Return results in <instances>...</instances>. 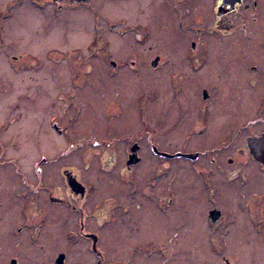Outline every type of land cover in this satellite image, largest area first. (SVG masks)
Instances as JSON below:
<instances>
[{
	"label": "rangeland",
	"instance_id": "374dc122",
	"mask_svg": "<svg viewBox=\"0 0 264 264\" xmlns=\"http://www.w3.org/2000/svg\"><path fill=\"white\" fill-rule=\"evenodd\" d=\"M53 1L58 0H0L2 27L0 48L4 52L0 71L4 89L2 97L6 99L5 97L12 96V93L6 89L15 81L18 88L17 101L24 117L18 126L13 128L21 131L23 128L26 129L27 124H34L35 130L41 127L46 132L49 116L58 112L60 102L56 101L54 107L51 102L61 90L59 81L63 80V71L70 68V65L85 68L86 79L82 84L79 99L83 112L82 128L85 138L83 149L82 153H75L66 158L74 164L79 159L78 155L81 156L79 175L82 183L90 185L91 188L89 201L83 204V223L126 227V244L124 247H119L121 249L118 252L120 255L126 252L128 256L134 241L145 238L159 240L157 233L149 232L145 237L143 232L134 230L136 227L141 230L144 225L146 228L147 225L153 227L161 223L170 225L177 218L171 211H158L155 208L156 200L154 202L148 199L149 193L158 191L151 177L155 170V159L150 154H144L141 163L131 172L132 178L128 179V175L126 177L123 175L121 170L126 160L124 138L134 137L145 130L153 131L155 138L162 140L163 146L182 152H202L204 148L197 141L200 138H195L196 134L192 129L195 120L191 123L180 122L176 129L170 130L168 129L170 123L166 119L172 120L175 117L174 120H177L190 108L193 117H199V110L204 106L199 96L201 89L215 80L216 87L212 89V93L208 90L210 102L205 108L214 116L209 122H204L206 128L203 139L206 140V146L211 145L209 149L226 145L219 152L211 153L215 154V158L218 155L223 157V160L228 157L238 158L240 154L237 150L245 148V137L259 130L260 123L250 121L253 114L251 111L254 109L251 110L250 103L240 101L234 94L225 97L232 86L224 85L217 79L222 75L219 73V70H222V64L219 62L220 54L223 53L222 40L218 34L228 35V38L241 32L261 33L264 30V5L255 12V15L252 11L241 10L237 15H230L219 21L210 0L203 1L195 8L184 5L173 8L176 5L167 3L168 0H88L74 6L67 3V6L64 4L65 6L59 8ZM197 29L200 30L198 34L201 39L208 43L204 47L206 62L203 66H198L199 61L195 53L194 67L185 66L190 64L188 62L183 63L180 70L181 75H185L184 80L180 84L179 93L176 96L175 92L173 97V88L169 85V80L177 73L173 70V65H176L173 61L179 58V54L187 51L189 41L194 38L191 32ZM232 43L230 49L226 51L228 58L237 54L233 51L236 48L235 42ZM150 48L165 51V60L162 61L160 69L152 70L147 58L138 74L130 72L125 78L124 72L128 69L123 61L129 58L127 55ZM146 52L149 57L151 52ZM143 53L142 51L141 54ZM13 56L17 59H11ZM109 61L115 62L117 67H112ZM30 68L36 70L28 71ZM230 70L240 71L237 60L233 62ZM65 74L64 72L63 75ZM65 79L68 80V74ZM173 85H177L175 78ZM34 86L38 89L39 96L43 97L40 102L44 105L38 110L35 109L32 115L27 96ZM46 99H49L50 103ZM220 100H222L224 117L220 113ZM3 102L6 103L4 100ZM182 104L188 105L189 109ZM14 105L15 103L8 109H14ZM43 108L48 111L44 113ZM4 109L5 106L2 105V110ZM8 109H5L3 119ZM41 116L42 122L39 119ZM156 118L160 126L156 125ZM164 120L167 128L163 126ZM184 127H187V130H184ZM116 133L123 136L124 140L108 146L105 142H112ZM224 136L227 137L226 140ZM23 139L21 140L16 134V142L25 143ZM41 153L43 152L38 151L35 154L38 157ZM44 154L52 157L55 152L44 151ZM3 155V162L15 158L23 163L24 172L31 163L29 153L24 146L18 150H8ZM110 156L113 157V161L105 165ZM198 161L202 162L206 159L199 158ZM170 171V168L162 169V188L166 186L165 182L170 181ZM190 173L191 169L188 165L180 164L178 177L181 194L188 191L187 184L193 181ZM8 177L10 179L8 185L15 182L10 175ZM5 178L4 175L3 179ZM231 193L227 200L234 198L233 192ZM183 196L179 198H184ZM98 202L100 205L95 213L94 207ZM230 204L232 203L227 201V208H230ZM209 205L207 203V207ZM185 212L183 207L179 212L181 218L185 216ZM60 213V221L63 224L78 223V218L73 214L70 215L68 210ZM106 214H109V217L115 215L114 221L109 220ZM198 218L202 220V215L199 214L190 223L186 222L187 228L196 240L202 237L203 232L198 226L200 224ZM179 221L181 222V219ZM124 235L125 233L122 234V238ZM203 249L204 247L186 248L183 242L182 245L179 243V248H174L177 260L173 264H202L204 257L207 256ZM234 252L239 254L237 249ZM143 255V250H139L133 255L137 258L131 261V264H172L173 262L148 261L142 257ZM219 256L217 252L211 254L210 264H221ZM263 258L264 245L260 244L258 261L261 263ZM232 262L237 264L236 260ZM240 264H248V261L243 259Z\"/></svg>",
	"mask_w": 264,
	"mask_h": 264
},
{
	"label": "flooded vegetation",
	"instance_id": "af4514ba",
	"mask_svg": "<svg viewBox=\"0 0 264 264\" xmlns=\"http://www.w3.org/2000/svg\"><path fill=\"white\" fill-rule=\"evenodd\" d=\"M87 1L58 0L53 2L60 8L67 6V3L74 6ZM203 1L209 0H168L167 3L176 5L173 8H177L178 5L195 8L201 5ZM210 1L213 3L215 16L219 21L230 17V15H237L241 10L243 12L252 11L255 15V12L264 5V0ZM255 19L253 18V20ZM178 24L181 26L180 23ZM198 33L200 34L198 29L191 32L195 39L189 41L188 49L184 54H179L180 59L175 58L176 61H173V64H176L173 65V70L177 71L173 79L169 80V85L172 86L174 92L173 97L175 92L176 96L179 93L180 84L184 80L185 75H181V66L188 62L190 64L185 66L194 67L193 55L195 53L199 61L198 66H203L206 62V48L204 47L208 43L202 40ZM218 35L222 40L223 53L220 54L221 61L219 62L222 64V70H219L222 75H219L217 79L224 85L232 86L225 97L234 94L240 101L250 103L251 110L254 108L251 111L253 114L250 121H258L260 129L251 136L245 137V148L237 150V153L240 154L236 158L238 160L232 157L223 160V157L218 155L215 158V154H211L213 151L219 152L226 146L209 149L211 145L206 146V140L203 139L206 128L204 122H209L210 118L214 116L209 110H205L210 102L208 90L212 93V89L216 87L217 83L212 80V83L202 87L199 94L202 106L204 105L199 110V117L194 118L191 108L189 109L188 105L182 104L189 110L183 112L177 120H174L175 117L172 120L166 119L170 123L168 127L170 130L176 129L180 122L189 121L191 123L192 120H195L196 123L194 126L192 125V129L196 134L194 135L195 138H200L197 141L204 148L202 152H182L172 147L163 146L162 140L155 138L153 131L147 130L134 135V137L124 138L125 140L122 139L123 136L116 133L112 142L106 141L108 146L114 142L120 143L123 140L126 142L125 166L122 167L121 171L125 177L128 175V179L132 178L130 174L141 163L144 154H150L155 159V170L151 177L154 186L157 185L158 191L149 193L148 199L154 202L156 200L155 208L158 211H171L177 218L170 225L168 223L153 225V227L147 225L149 229L144 225L141 230L136 227L134 230L143 232L145 237L148 236L149 232L157 233L159 240L145 238L141 241H134L128 256H126V252L123 255L118 252L121 249L119 247H124L126 244V227L117 225L106 227L105 225L83 223V204L90 198L91 188L90 185L82 183L79 175L81 156L78 155L79 159L74 164L67 161L66 158L75 153H82L83 149L85 139L82 128L83 112L79 99L82 84L85 83L86 79L85 68L81 69L76 65H70V68L63 71V74L64 72L66 74H62L63 80L59 81V89L61 87V90L51 102L53 107L56 101L60 102L58 112L49 116L46 132L41 127L37 129L38 131L35 130L34 124H27L26 129L23 128L21 131L13 128L18 126L24 117L17 101L18 88L15 81L11 82L6 91L12 93V96L4 99L2 97L3 82L0 75V264H131V261L133 262L137 258L133 255L139 250H143L144 255L142 257L148 261H173V264L177 260V253L174 252V248L178 249L179 243L182 245V242L186 248L204 247L203 250L207 256L204 257L202 264H210L211 254L215 252L220 255L221 264H234L233 260L240 264L243 259H246L248 264H264V258L261 263L258 261L259 246L260 244L264 245V178L261 179L264 177V161L256 160L247 148L248 137L258 139L263 137L264 139V30L261 33L241 32L228 38V35ZM233 41L236 46L233 51L237 54L228 58L226 51L230 49ZM1 42L2 27L0 26ZM142 51L143 54H141ZM146 51L151 52L149 57ZM164 52L162 49L153 50L150 48L127 55L129 58L123 61L128 69L124 72L125 78L130 72L138 74L147 58H149V60L147 59L149 67L154 71L159 70L162 61L165 60ZM3 56L4 52L0 48V71ZM11 59L16 60L17 58L13 56ZM235 60L240 65L239 72L230 70ZM109 63L112 67L116 66L113 61H109ZM46 68L49 69V67ZM35 70L33 68L28 69V71ZM13 73L16 75L15 72ZM67 74L68 80L66 81ZM174 78L177 85H173ZM124 85L126 86V81H124ZM190 88L193 87L190 86ZM31 89L27 99L30 102L32 115H34L35 109L38 110L43 107L44 103L40 102L43 97L39 96L38 89L35 86ZM124 96L126 97V92ZM222 100H220V113L223 114ZM46 101L50 103L49 99ZM13 103H15L14 109H8ZM2 105L8 109L5 119L2 117L5 113V109L2 110ZM22 108L23 106L21 110ZM42 110L44 113L48 111L46 108ZM42 116L39 118L41 122ZM156 120V125L160 126L158 118ZM166 120L163 121L165 123L164 128H167ZM185 129L187 130V127H184ZM239 132L237 131V133ZM16 134L21 140L24 138L25 143L16 142ZM23 146L31 159L26 172L23 171L25 165L15 158L4 161L6 163L2 161L4 152L18 150ZM259 147L262 148V144ZM132 149L135 152H132ZM38 151L43 153L37 157L35 153ZM44 151H53L55 155L48 157ZM176 154H197V156L190 159L176 156ZM131 156L133 157L132 160H137V162L128 165ZM199 158H205L206 161L199 162L201 161H198ZM111 161H113L112 156L105 162V165ZM180 164L189 166L191 181L193 180L187 184L188 191L185 190L186 192L183 194L179 191L181 188L178 177ZM163 168L171 169L170 181L165 182L167 184L164 188H162ZM7 174L11 176V179H15L11 185H8L10 179ZM4 175L6 176L5 179H3ZM73 181L75 182L73 183ZM69 182L73 183L78 191H75L76 189H73ZM77 184L84 189H80ZM231 192H233L234 198L227 200L230 194L232 195ZM181 196L184 198H179ZM227 201L232 203L230 208H227ZM207 203L210 204L209 207H207ZM99 205V202L95 205V213ZM183 207L186 212L185 216L181 218L179 212ZM66 210L69 211L70 215L73 214L78 218L77 224L68 225L60 221V212ZM199 214L202 215V220L198 218L200 221L198 226L203 232L202 237L196 240L187 228L186 222L190 223ZM106 215L109 217V214ZM114 216L109 217V220L114 221ZM178 218L181 219V222ZM105 228L107 229L103 231ZM123 233H125V238H122ZM143 240L144 242H142ZM212 249L218 250L213 251ZM236 249L239 254L234 252Z\"/></svg>",
	"mask_w": 264,
	"mask_h": 264
},
{
	"label": "water",
	"instance_id": "95a60500",
	"mask_svg": "<svg viewBox=\"0 0 264 264\" xmlns=\"http://www.w3.org/2000/svg\"><path fill=\"white\" fill-rule=\"evenodd\" d=\"M204 97H205V94H204ZM247 145H248V148H249V151L251 153V155L256 159V160H261V161H264V139L263 137L262 138H250L248 139L247 141ZM262 144V148L259 147V145ZM132 152H135V150L132 149ZM176 156H183L185 158H190V159H194L197 154H185V155H182V154H176ZM170 157H173V156H170ZM132 156L130 157V160L128 161V165L130 164H133L135 162H137V160H132ZM75 181H73L74 183ZM69 182V185L73 188V189H76L75 191H78V188L75 187V185ZM76 184V183H75ZM77 186L80 187V189H84L82 188L79 184H77ZM82 193V192H81ZM211 214H214V213H211Z\"/></svg>",
	"mask_w": 264,
	"mask_h": 264
}]
</instances>
